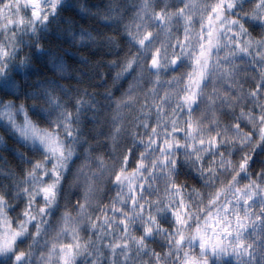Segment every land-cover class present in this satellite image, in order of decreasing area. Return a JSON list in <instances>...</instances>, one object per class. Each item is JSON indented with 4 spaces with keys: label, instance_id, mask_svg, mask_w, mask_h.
<instances>
[{
    "label": "clouds",
    "instance_id": "clouds-1",
    "mask_svg": "<svg viewBox=\"0 0 264 264\" xmlns=\"http://www.w3.org/2000/svg\"><path fill=\"white\" fill-rule=\"evenodd\" d=\"M0 264H264V0H0Z\"/></svg>",
    "mask_w": 264,
    "mask_h": 264
}]
</instances>
